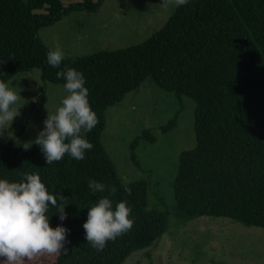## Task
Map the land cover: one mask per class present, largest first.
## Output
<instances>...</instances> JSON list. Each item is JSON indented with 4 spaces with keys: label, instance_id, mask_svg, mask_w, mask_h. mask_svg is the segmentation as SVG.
Masks as SVG:
<instances>
[{
    "label": "trees",
    "instance_id": "16d2710c",
    "mask_svg": "<svg viewBox=\"0 0 264 264\" xmlns=\"http://www.w3.org/2000/svg\"><path fill=\"white\" fill-rule=\"evenodd\" d=\"M102 0H0V79L8 82L34 68L45 82L62 84L55 73L65 65L82 71L89 102L98 124L87 133L93 144L85 159L65 154L46 164L35 144L27 150L0 136V178L19 181L39 173L49 191L64 199L50 207V226L69 229L68 251L54 264H124L134 251L153 245L168 226L167 210L148 208V181L122 183L100 136L108 106L150 76L161 89L195 101V146L179 154L173 182L175 212L182 216L231 218L245 226L264 228V0H190L177 6L165 24L139 43L80 56H65L60 68L46 61L51 49L38 31L52 26L71 11L97 9ZM41 12H37V11ZM175 116L161 126L169 130ZM145 129L130 143L134 149ZM107 187L90 194L87 181ZM115 188L114 194L109 189ZM109 195L132 208V228L96 251L84 240L87 207ZM46 254L36 256L45 258ZM0 259H3L0 257Z\"/></svg>",
    "mask_w": 264,
    "mask_h": 264
},
{
    "label": "rangeland",
    "instance_id": "374dc122",
    "mask_svg": "<svg viewBox=\"0 0 264 264\" xmlns=\"http://www.w3.org/2000/svg\"><path fill=\"white\" fill-rule=\"evenodd\" d=\"M79 1L61 0L64 5ZM176 7L175 0H102L97 9L71 11L38 34L49 48L61 47L65 56L114 50L151 36ZM34 73L40 75L39 69L18 73L8 81L21 96L17 103L21 115L2 135L12 146L33 140L47 113H54L65 95L62 84L45 82ZM21 78L28 87H21ZM194 109L191 97L165 91L148 76L105 111L100 140L121 182L147 180L148 208L169 211L166 231L153 245L132 252L124 264H264V228L226 217L175 212L173 182L179 154L195 146ZM174 116V125L162 131L161 126ZM145 129L154 141L139 140L134 149L140 163L136 165L130 143ZM25 264H54V257L46 254Z\"/></svg>",
    "mask_w": 264,
    "mask_h": 264
},
{
    "label": "clouds",
    "instance_id": "9594fccd",
    "mask_svg": "<svg viewBox=\"0 0 264 264\" xmlns=\"http://www.w3.org/2000/svg\"><path fill=\"white\" fill-rule=\"evenodd\" d=\"M190 0H175L183 6ZM65 59L61 47L50 49L46 61L52 68H60ZM62 79L64 97L54 113H47L43 127L33 140L23 143L24 150L38 146L46 164L60 161L65 154L75 160L85 159L93 148L87 139L98 124L96 112L89 102V90L85 86L82 71L64 66L55 73ZM21 96L11 82L0 79V136L21 115L17 103ZM9 133L11 135H9ZM12 137V133L8 132ZM19 143V141H17ZM106 185L95 179L87 181L90 194L103 193ZM116 189H109L114 194ZM64 196L49 191L39 173H25L19 181L0 178V264H25L43 254L58 255L68 251L69 229L62 223L66 219L64 207L57 213L59 221L50 226V207H57ZM132 208L126 200L113 202L109 195L99 197L87 207L86 220L82 224L84 240L96 251H102L107 242L116 240L128 232L133 224Z\"/></svg>",
    "mask_w": 264,
    "mask_h": 264
},
{
    "label": "crops",
    "instance_id": "0c3cea01",
    "mask_svg": "<svg viewBox=\"0 0 264 264\" xmlns=\"http://www.w3.org/2000/svg\"><path fill=\"white\" fill-rule=\"evenodd\" d=\"M34 74H35L34 76H35L36 78H37V77L40 78V75H39V74H37V73H34ZM23 82H25V80H24L23 78H21V80H20V83L22 84L21 87H28L27 84H24V85H23ZM43 88H46V84H43Z\"/></svg>",
    "mask_w": 264,
    "mask_h": 264
}]
</instances>
